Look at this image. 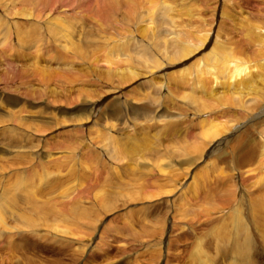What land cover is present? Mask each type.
<instances>
[{"label":"rangeland","instance_id":"374dc122","mask_svg":"<svg viewBox=\"0 0 264 264\" xmlns=\"http://www.w3.org/2000/svg\"><path fill=\"white\" fill-rule=\"evenodd\" d=\"M37 1L20 0L21 6L31 9L33 17L15 18L7 13L10 23L16 19L22 34L28 30L34 36H25L27 42L19 44L15 40L5 44L0 41V191L12 192L13 204L19 211L35 215L30 221L39 226L53 222L38 217L39 214L53 219L65 213L64 223L88 232L87 237H70L90 241L88 249L74 256L73 263L69 252L73 255L75 250L67 242L74 238L59 237L60 247H47L48 239L29 234L30 228L21 222H9L18 229L3 231L0 264H196V244L201 247L199 260L207 252L215 258L216 253L220 256L217 255L216 264H264V237L248 212L253 196L263 194L259 190H264V162L244 169L228 167L240 153L235 149L236 138L256 144L259 135L264 134V114L247 122L264 107V0H167L171 5L175 2V11H182L173 13L174 17L181 14V19H175L185 25L182 29L189 30L188 35L200 37L204 29L208 30L202 44L178 58L173 55V37L180 35L171 34L172 28L161 23L166 16L158 11L154 16L157 23H149L147 35L143 36L139 31L146 13L140 21L134 18L135 14L126 16L124 0ZM151 1L159 4L161 0ZM119 2L122 5H117ZM58 11L72 29L66 31L64 38L54 34L58 31L56 25L52 27L42 16L52 17ZM112 26L119 34H127V58L117 54V59H112L102 50L101 32H109ZM13 35L11 32L9 38ZM0 39L4 40L1 35ZM215 46L218 53L219 47L224 46L225 51L235 54L236 64L249 67L250 75L240 88L227 86L223 78L217 79L219 83L210 81V73L202 72L203 63ZM31 61L37 65L34 69ZM41 68L46 72L43 75L38 72ZM124 70L134 71L135 77ZM257 93L261 99L250 103V97H257ZM181 95H188L194 104ZM91 104L94 109L89 112ZM111 109H117L118 119L112 118ZM102 113L104 118L100 119ZM79 115L84 116L82 120L77 119ZM212 120L223 123L219 127L225 129L203 143L200 132ZM239 124L244 125L226 135V129ZM108 128L113 131L110 133L115 145L126 150L113 161L114 165L100 150L101 135ZM225 138L226 142L207 153L213 141ZM195 145L202 146L201 153L194 151ZM40 150L44 157L37 159L33 154ZM191 158H195L192 164ZM100 184L104 196L110 191L114 194V208L108 212L101 209V204L110 202L99 203L94 198L93 189ZM116 190L127 196L126 201L120 203L122 198H116ZM14 194L18 201L13 200ZM57 194H68L75 202L65 200L59 204ZM67 205H73L75 211L68 212ZM2 213L5 221L11 219L7 211ZM236 215H241L239 227L245 228L253 239L249 260L245 257L246 261L241 262L225 250L227 244L225 247L215 238L226 232L224 228L228 233L235 230L230 229ZM231 216L234 219L230 222ZM216 245L225 248L215 251Z\"/></svg>","mask_w":264,"mask_h":264},{"label":"bare ground","instance_id":"6f19581e","mask_svg":"<svg viewBox=\"0 0 264 264\" xmlns=\"http://www.w3.org/2000/svg\"><path fill=\"white\" fill-rule=\"evenodd\" d=\"M96 1V0H95ZM94 1V2H95ZM111 1V0H110ZM113 1V0H112ZM125 1V5H126V16H132L133 17V14H135V17L134 18H136V19H139V18H142L143 16H142V14L145 12L146 13V16L147 17H145V19H144V17L141 19L142 21H144V23L145 24H143L144 26L143 27H141L140 28V33L141 34H143V36H145V31H146V29H147V27H149L150 28V26H148L149 25V23H157L155 20H154V16L156 15V12L158 11L161 15H164V16H166V17H164L163 18V20H161V23H163V24H168L170 27L169 28H172L171 29V31H172V33L171 34H175V33H178L180 36H174L173 37V42H174V46H173V48H174V50H173V55H176L177 57H175V58H178V57H183V56H185V55H187L188 53H190L193 49H195L196 47H197V45H199V44H202L204 41H205V38H206V36L208 35V30L207 29H204L203 30V33L202 34H200V37L199 36H194V37H191V35H188V31L189 30H183L182 28H184V24L183 23H177V21H176V17L178 16V18L180 17V19H181V14L179 13V14H177L175 17H174V15H175V13H176V11L173 9V5L175 4V2H173V5H171L170 3H171V1L170 2H168L167 0L165 1V0H161L160 2H159V4H155L153 1H151V0H147L146 2L143 0V1H141V0H124ZM142 2V3H141ZM22 3H24V2H22ZM37 3L38 4H42V2L39 0V1H37ZM115 4V3H114ZM112 5H113V3H112ZM117 5H122V4H120V2L117 4ZM25 6H27V5H24V6H21V3H20V0H2V2H1V8H2V10L3 11H1V13H0V15L2 16V18H1V16H0V35L2 36V38L4 39V40H1L0 39V41H1V43H4V42H11L12 40H15V42L16 43H20V42H27V39L25 38V36H29V34H31L32 36H34L33 35V33L31 32V31H28V30H24V34H22V32L23 31H21L20 30V28L16 25V23H15V20H14V24L11 22H9V18H8V16H7V13L8 14H10V15H12V16H14L15 18L17 17V16H21V17H33V12L31 11V9L30 8H27V7H25ZM18 7V8H17ZM96 7V6H95ZM94 7V8H95ZM150 8V9H149ZM34 9V8H33ZM114 9L115 10H117L115 7H114ZM122 9H125V8H123V6H122ZM148 9H149V11H148ZM41 10H43V13L45 12V8L42 6L41 7ZM7 11V12H6ZM173 11L175 12V13H173ZM178 11H179V9H178ZM177 11V12H178ZM181 11V10H180ZM179 11V12H180ZM41 12V11H40ZM119 12H120V10H119ZM182 12V11H181ZM188 12V11H187ZM187 12H185V15H189L190 16V14L189 13H187ZM144 13V14H145ZM42 16H44V17H46L45 19H48V23L50 22L51 23V26L53 27V26H55L56 25V27H57V29H58V31L57 32H55L54 34H58V36L60 37V38H64V37H66L67 36V32L66 31H72V29H70L67 25H68V23L66 24V23H64V15H62V14H60L59 13V11L56 13V14H54L52 17L51 16H49V15H47V14H43ZM145 16V15H144ZM125 17V16H124ZM132 17H130V18H132ZM4 18H6V19H4ZM7 20V21H6ZM82 20V19H81ZM116 20V19H115ZM132 20V19H131ZM99 21V20H98ZM139 21H140V19H139ZM82 22V21H81ZM159 22H160V20H159ZM158 22V23H159ZM85 23V22H84ZM160 23V24H161ZM163 24H161L162 26H164ZM82 25V24H81ZM84 25V24H83ZM82 25V26H83ZM70 26H71V24H70ZM73 26V25H72ZM138 26V25H137ZM113 27V26H112ZM112 27H111V30H109V32H107V33H103V32H101V36L103 37V46H102V48H104V49H102L101 47H100V49H102L103 51H105V52H103V53H105V56H107V57H111L112 59L115 57L116 58V56H117V54L119 55H121V56H119L120 58H127L128 57V52H130L129 50V47H128V45H127V41H129V39H125V35H127V34H119L117 31H116V27L114 26L113 27V30H112ZM154 27V26H153ZM153 27H152V29H153ZM41 28H43V27H41ZM81 28V27H80ZM156 28V27H155ZM51 29V28H50ZM70 29V30H69ZM137 29H139L138 27H137ZM157 29V28H156ZM162 29V28H161ZM36 30V29H35ZM43 30V29H42ZM55 30V29H54ZM150 30V29H149ZM159 30V29H158ZM170 30V29H169ZM53 31V29L51 30V32ZM70 31V32H71ZM80 31V30H79ZM124 31L126 32V33H128L127 32V30H125V28H124ZM151 31V30H150ZM200 31V30H199ZM13 33L14 35H13V38H9V35H10V33ZM45 32V31H44ZM74 32V31H73ZM72 32V33H73ZM78 33V32H77ZM82 33H84V32H82ZM184 33H186V36L184 35ZM86 34H88L87 32H86ZM85 34V36H87ZM100 34V33H99ZM78 35V34H77ZM83 35V34H82ZM130 35V34H129ZM147 35V34H146ZM84 36V37H85ZM52 37H54V36H52ZM57 37V36H56ZM55 37V38H56ZM58 37V38H59ZM91 38H92V36H90ZM90 37H88V38H90ZM96 37V36H95ZM48 38V37H47ZM82 38V37H81ZM87 37H86V39H88ZM127 38V37H126ZM32 39H34L33 37H32ZM49 39V38H48ZM66 39V38H65ZM68 39V38H67ZM75 39V38H74ZM85 39V38H84ZM55 40V39H54ZM88 40H90V39H88ZM29 41V40H28ZM57 41V40H56ZM67 42H68V40H66ZM70 41H72V40H70ZM69 41V42H70ZM76 41H78L77 39H76ZM94 41V40H93ZM6 42V43H7ZM75 42V41H74ZM207 42H209V41H207ZM57 43H59V42H57ZM77 43V42H76ZM89 43V42H88ZM211 43V42H210ZM5 44V43H4ZM63 44V43H62ZM61 44V45H62ZM90 44V43H89ZM101 44V43H100ZM99 44V45H100ZM108 44H110L109 46H107ZM213 44V43H212ZM14 45H15V43H14ZM22 45V44H21ZM59 45V44H58ZM64 45V44H63ZM62 45V46H63ZM73 45V44H72ZM173 45V44H172ZM217 45V44H216ZM3 46V45H2ZM1 46V47H2ZM7 46H8V44H7ZM61 46V47H62ZM71 46V45H70ZM76 46V45H75ZM98 46V45H97ZM97 46L95 47V48H97ZM5 47H6V45H5ZM21 47V46H20ZM67 47V46H66ZM66 47H64L63 46V48H65L66 49ZM99 47V46H98ZM81 48V47H80ZM167 48V47H166ZM1 49V48H0ZM83 49V48H82ZM169 49V48H168ZM171 49H172V47H171ZM25 50V49H24ZM62 49H60V51H61ZM79 50V49H78ZM93 50H95V49H93ZM93 50H92V52H93ZM166 50V49H165ZM211 51H210V53H209V55H208V57L206 58V60H205V62L203 63V69H202V72H208V73H210V81H214V82H216V83H219L218 81H217V79L218 78H223L224 80H225V82L224 83H226L227 84V86H231L232 88H233V85H236L235 86V88H234V90L235 89H237V88H240V86H241V84H243L244 82H243V80H245L246 78H248V76L250 75V69H249V67H246V66H244V65H238V64H236L235 62H236V60H235V54H232V52H230L229 50H224V46H220L219 47V53H218V51L216 50V46L215 47H212V49H210ZM66 51V50H65ZM102 52V51H101ZM141 53V52H140ZM62 54H64V52H63V50H62ZM88 54V53H87ZM102 54V53H101ZM136 54V53H135ZM168 54V53H167ZM133 55V54H132ZM94 56V55H93ZM99 56H101L102 57V55H99ZM98 55H97V57H99ZM148 56V55H147ZM140 57V56H139ZM144 56H141V58H143ZM155 57V56H154ZM90 59V58H89ZM92 59L94 60V58L92 57ZM96 59V58H95ZM99 59V58H98ZM97 59V60H98ZM103 59H104V57H103ZM110 59V58H109ZM117 59V58H116ZM147 59H148V57H147ZM102 60V58H100V61ZM141 60V59H140ZM91 61V60H90ZM103 61V60H102ZM133 61V60H132ZM141 61H143V60H141ZM148 61V60H147ZM150 61V60H149ZM243 61H247V60H243ZM99 62V61H98ZM103 62H105V60L103 61ZM111 62V61H110ZM113 62V61H112ZM111 62V63H112ZM121 62H122V59H121ZM124 62V61H123ZM127 62V61H126ZM144 62V61H143ZM152 62V61H151ZM30 63V62H29ZM29 63H27V65H29ZM31 63L33 64L32 66H33V69H34V67H36L37 65H36V63L35 62H32L31 61ZM101 63V62H100ZM107 63H108V61H107ZM152 63H154V65L156 66V64H158L157 63V61H156V59H154V62H152ZM71 64H72V62H71ZM74 64V63H73ZM110 64V63H109ZM113 64V63H112ZM139 64V63H138ZM141 64H143V63H141ZM147 64H148V62H147ZM40 65V64H39ZM117 65V64H116ZM149 65H151V64H149ZM148 65V66H149ZM70 66V65H69ZM114 66H115V64H114ZM112 67V66H111ZM110 67V68H111ZM127 68H128V66H126ZM132 67V66H131ZM95 68V67H94ZM108 68V67H107ZM70 69V68H69ZM106 69V68H105ZM104 69V70H105ZM109 69V68H108ZM107 69V70H108ZM131 70H132V68H130ZM257 69V68H256ZM72 70V69H71ZM112 70V69H111ZM106 71V70H105ZM104 71V72H105ZM120 71H122V70H120ZM38 72H41L42 73V75L43 74H45L46 72L41 68V69H38ZM37 72V73H38ZM48 72H50V71H47V73ZM111 72V71H110ZM116 72V71H115ZM114 72V73H115ZM118 72H119V70H118ZM123 72V71H122ZM122 72H121V74H122ZM134 72V71H133ZM133 72L132 71H129L128 70V72L126 71L125 72V70H124V73H128L129 75H133ZM189 72V71H188ZM197 72V71H196ZM201 72V70L198 72V73H196V77L197 78H199V75L201 74L200 73ZM71 73V72H70ZM117 73V72H116ZM115 73V74H116ZM61 74V73H60ZM73 74V73H72ZM103 74H105V73H103ZM108 75H110L109 74V72L107 73ZM62 75H63V73H62ZM107 75V76H108ZM117 75H119V74H117ZM125 75V74H124ZM102 76V75H101ZM106 76V77H107ZM134 77H135V74L133 75ZM73 77V76H72ZM105 77V78H106ZM109 77V76H108ZM122 77V76H121ZM134 77H132L131 76V78H134ZM125 78V77H124ZM73 80V79H72ZM71 81V80H70ZM67 82V81H66ZM72 82V81H71ZM72 84V83H71ZM198 85H200V82H198ZM252 85V84H251ZM250 87V85H248V84H246V86H245V88L247 87L248 89H249V87ZM241 89H243V87H241ZM247 89V90H248ZM238 93H240V91H238ZM254 94H256V93H254ZM253 94V95H254ZM258 94V96L257 97H255V96H251L250 97V100H249V102L250 103H255V102H257V100H260L261 99V97L262 96H260V93H257ZM182 97H183V95H181ZM180 96V97H181ZM189 98V100L191 101V104L193 103L194 104V102H193V100L188 96V95H185L184 97H183V99H186V98ZM187 98V99H188ZM182 100V99H181ZM264 101V100H263ZM140 102H142V101H140ZM84 103H87V102H84ZM90 103V102H89ZM114 103V102H113ZM144 102H142V104H143ZM182 103V102H181ZM145 105V104H144ZM143 105V106H144ZM111 106H113V105H111ZM142 106V105H141ZM127 107V106H126ZM132 107V106H131ZM144 107H147V106H144ZM142 108V107H141ZM94 108H92V104H91V106L89 107V112H91V110H93ZM144 109H147V108H144ZM76 110V108H74V111ZM125 110V109H124ZM132 110V109H131ZM148 110V109H147ZM156 110V109H155ZM162 110V109H161ZM150 111V110H149ZM159 111V110H158ZM111 116H112V118H114V119H118L119 117V115H117V109H111ZM129 112H130V110H129ZM129 112H127V114L129 113ZM147 111H145V113H146ZM120 113H122V112H120ZM126 113V112H125ZM15 114V113H14ZM19 114V113H18ZM83 114V113H82ZM163 114V113H162ZM165 114V113H164ZM163 114V115H164ZM264 114V107H262V108H260L256 113H254L253 115H251V117L248 119V121L247 122H250V123H252V122H254L255 121V119L257 118V117H259V116H262ZM105 115V114H104ZM129 115V114H128ZM132 116H133V114H131ZM138 115V114H137ZM136 115V116H137ZM158 115V114H157ZM108 116H109V114H108ZM127 116V115H126ZM144 116V115H143ZM165 116H167V114H165ZM21 117V116H20ZM82 117H84V116H82V115H79V117L77 118V119H80V120H82ZM86 117V116H85ZM88 117L90 118V114L88 115ZM219 117H222V116H219ZM103 119L104 118V116H103V113L101 114V116H100V119ZM109 118V117H108ZM122 118V120H123V117H121ZM264 118V117H263ZM76 119V120H77ZM86 119H87V117H86ZM139 118H137V120H138ZM141 119V118H140ZM84 120V119H83ZM108 120H110V119H108ZM121 120V119H120ZM130 120V119H129ZM142 120V119H141ZM43 121H46V119H43ZM113 120H111V122H112ZM107 123V122H106ZM105 123V124H106ZM114 123V122H113ZM108 124H109V121H108ZM210 126L209 127H207V128H205L203 131H201L200 133H201V137H202V142L203 143H208V142H210L212 139H214V138H216L220 133H221V129H225L224 127L223 128H221V127H219V126H221V125H223L224 126V124L222 123H218V122H216L215 123V121H210ZM254 124V123H253ZM264 124V123H263ZM110 125L111 126H113L111 123H110ZM244 124H239V125H235L232 129H226V135H231L232 133H234L235 132V130H237L238 129V127H240L241 128V126H243ZM110 126V127H111ZM263 127V129H264V126H262ZM107 128V127H106ZM35 129V128H34ZM111 129V128H110ZM109 128L108 129H106V131H105V133L103 134V135H101V138H100V143H101V147H100V150L102 151V153H103V155L113 164V161H115L116 160V158L118 157V156H120V154H121V152L123 153V151H126L125 149L123 150V149H121L120 147H117L116 145H115V142H114V138H113V136L111 135V131L112 130H110ZM115 131V130H114ZM113 132V131H112ZM116 132V131H115ZM112 136V137H111ZM96 139H97V141L99 140V136H96ZM150 139V138H149ZM207 139V140H206ZM226 139L227 138H225V139H222V140H216V142H212L211 143V146H209V149L207 150V153H212L213 151H214V149H216L217 147H219V146H221V144H223L224 142H226ZM246 138H242V137H238V138H236V145H235V149H236V151H239L240 153L236 156V161H230L229 163V165H228V167L230 168V170H232V169H235V168H241V169H244V168H246L247 166H251V165H256V166H258V165H260L261 163H263L264 162V134L263 135H259V142L258 143H252V144H249V142L247 141V140H245ZM126 140V139H125ZM125 140H124V142H125ZM145 140H146V138H145ZM155 140V139H154ZM210 140V141H209ZM127 141V140H126ZM148 141V140H147ZM92 142V141H91ZM145 142V141H144ZM151 142V141H150ZM133 143V142H132ZM137 143V142H136ZM141 143V142H140ZM126 144V143H125ZM129 145H130V143H128ZM134 145V144H133ZM144 145H146V144H144ZM144 145H143V147H144ZM148 145V144H147ZM146 145V146H147ZM202 145V144H201ZM201 145H195L194 147H193V149H194V151H196V152H199V153H201V151H202V149H201ZM210 145V144H209ZM121 146V145H120ZM207 146V145H206ZM122 148H123V146H121ZM127 147H129V146H127ZM131 147V149L134 147V146H130ZM129 147V148H130ZM136 147H137V144H136ZM140 148V147H139ZM145 149V148H144ZM135 150V149H134ZM43 151V150H42ZM41 150L40 151H36V152H34V154H33V156L35 157V158H41V152H42ZM170 153V152H169ZM128 154H129V152H128ZM131 154V153H130ZM135 154V153H134ZM171 154V153H170ZM127 155V154H126ZM200 155V154H199ZM199 155H196V159H198L199 158ZM42 157H44V156H42ZM137 157H139V156H137ZM138 159V158H137ZM188 159V158H187ZM119 160V159H118ZM134 160H135V158H134ZM141 159H139L138 161H140ZM193 160H195V158H191V160H189V162H190V164H192L194 161ZM25 161V160H24ZM136 162V163H139V162ZM116 162V161H115ZM183 162H184V160H183ZM185 163V162H184ZM144 164V163H143ZM186 164H187V162H186ZM189 164V165H190ZM114 165V164H113ZM115 165H116V163H115ZM147 165H149V164H147ZM146 165V166H147ZM150 166V165H149ZM168 166H170V165H168ZM50 167V166H49ZM125 167V166H124ZM144 168H145V165H144ZM147 169V168H146ZM44 171V170H43ZM88 172V171H87ZM245 172H247V171H245ZM170 174V173H169ZM40 175V174H39ZM175 175V174H174ZM174 175H172V176H174ZM172 176H170L171 177V180L172 179H174V178H172ZM228 178H230V176L228 177ZM107 180V179H106ZM105 180V181H106ZM175 180V179H174ZM228 181V180H227ZM104 182V181H103ZM170 183H172V182H170ZM175 183V182H174ZM84 185V184H83ZM172 185L174 186L175 184H173L172 183ZM97 187H99V188H97V189H93V190H96V192L94 193V198L95 199H99L100 201H98L99 203H102V202H110V204H107V203H104V204H99V206H101V209H103V210H105V211H110V210H112V208H114V194H113V191H110V192H108L107 194H105V196H104V194L102 193V190H104V189H102V186H101V184L99 185V186H97ZM13 189H16L15 187H13ZM259 191H262V193L263 194H255L254 196H253V200H252V202H251V204H249L250 206H249V208H248V212H250L252 215H251V218H252V221H253V224L257 227V229H258V231L260 232V234L264 237V190H259ZM0 193L2 194V195H4V196H2V195H0V201L3 199L4 201H2V202H0V204H1V206L0 207H3V210H2V212L4 211V212H6L7 211V213H8V215H9V217L11 218V219H6V220H8V221H5V219H4V214L2 213V212H0V238H1V235H2V233H3V231H8V230H10L11 228H13L14 230H17L18 228H17V226H15V225H10L9 224V222H19V224H20V222H21V225L22 226H24V227H26V229L27 228H30V230H29V234H31V235H33V236H35V237H37V238H40V237H42V238H46V239H48L49 240V244H47L46 246L47 247H49V246H51V244H54L53 245V247H60L61 245L60 244H57L58 243V240H59V237L61 238V239H63V237H67L66 235H68L69 237L70 236H75V237H87V234H88V232H84V231H82L81 229H74V228H71V226H72V224H70L71 226L69 227V225H67L66 223H64L65 222V220H64V214L65 213H60L58 216L59 217H57V216H54L53 217V219H48V217H50V216H48L47 214L45 215V214H39L38 215V217H41V218H43L44 220H51V221H53V222H51V223H41V226H39V224L37 223V222H34V221H30L31 219H34L35 218V215H27L25 212H21V211H19V207H17L16 205H14L13 204V201L11 200V193H7V192H2V191H0ZM62 193V192H61ZM116 193L118 194L117 196H116V198H118V197H121L122 198V200L120 201V203H122L123 201H126V200H124L125 199V197H127L125 194H122V192H119V191H117L116 190ZM64 194V193H63ZM59 195V194H57L55 197H57L58 199H57V202L60 204V203H62V202H64L65 200H73V202H75V199H73V198H71V196H68V194H66L65 196H68L67 197V199L65 198H63V196L64 195ZM34 195V194H33ZM39 196V195H38ZM64 196V197H65ZM124 196V197H123ZM18 197V196H17ZM74 197V196H73ZM115 198V199H116ZM131 198V197H130ZM252 198V197H251ZM134 199V198H133ZM14 201H18L17 200V198L15 197V194H14V199H13ZM250 200V199H249ZM5 203H7V205L6 206H4V204ZM67 203H69V202H67ZM125 203V202H124ZM250 203V202H249ZM54 205H56L55 203H53ZM30 205V204H29ZM123 205V204H122ZM62 206H63V204H62ZM35 207V206H34ZM67 207H68V209H69V211L68 212H71V211H75V207L73 206V205H70V207L67 205ZM237 208V207H236ZM59 209H61V208H59ZM63 210V209H62ZM228 211V210H227ZM7 213H6V215H7ZM23 213H25V214H23ZM28 213V212H27ZM28 214H31L30 212L28 213ZM82 214H83V211H82ZM84 215V214H83ZM220 215V214H219ZM230 216V215H229ZM237 216V215H236ZM7 216H5V218H6ZM13 217L15 218V217H17L16 219H13ZM13 219V220H12ZM232 219H234L232 216L230 217V222L232 221ZM56 220H59L60 222H58V221H56ZM93 220H95V219H93L92 218V220H90L91 222H93ZM241 222H242V219H241V215H238L237 216V218H236V221L234 222V223H232V225H231V223H230V225H231V229L230 230H232L233 228H235V230L234 231H231V233H228V231H227V229H225L224 228V230H226V232H223V233H221V234H219L218 236H215V238H216V240H219L220 241V243L219 244H221V243H223L222 245H224L225 246V244H227L228 246L226 247V251L227 252H229L230 253V255H233L234 256V258L235 259H237V260H239L240 262L241 261H243V259L246 261V258L245 257H247L248 258V260H249V255L248 254H250V248L251 247H253L251 244H252V238L250 237V235L248 234V232H247V230L245 229V228H240L239 226L241 225ZM16 223V224H17ZM24 223H25V225H24ZM70 223H71V221H70ZM78 224V223H77ZM80 224V223H79ZM90 224V223H89ZM18 225V224H17ZM81 225V224H80ZM83 226V225H82ZM93 227V226H92ZM212 227V226H211ZM87 228V227H86ZM26 231V230H25ZM5 233V232H4ZM28 233V232H27ZM90 235V234H89ZM32 236V237H33ZM7 237H9V236H7ZM12 236H10L9 237V239L11 238ZM75 237H70V238H74V239H72V240H68V242L67 243H70V244H72V251L73 250H75V252H73V255L69 252V254H70V256H71V261H72V259H74L75 260V258H74V256L77 254V253H82V251H83V249H86L87 248V246H88V244H89V241L90 240H87L88 242H85V241H83V239L81 240H78V238L76 239ZM68 238V237H67ZM76 239V240H75ZM100 239V238H99ZM65 241V240H64ZM73 241H74V243H73ZM100 241V240H99ZM43 242V241H42ZM101 242V241H100ZM61 243H63V242H61ZM103 244V243H102ZM218 244V243H217ZM49 245V246H48ZM75 245V246H74ZM45 246V247H46ZM90 246V245H89ZM223 246V247H224ZM32 247V246H31ZM46 247V248H47ZM222 247V246H221ZM220 247V245H216V250L215 251H217V249H219V248H221ZM224 247V248H225ZM223 248V249H224ZM88 249V248H87ZM222 249V248H221ZM222 249V250H223ZM221 251V250H220ZM252 251V250H251ZM84 252V251H83ZM200 253H201V247H200V245L199 244H196L195 246H194V255H195V261H196V264H216V262H215V259L217 258V253H216V258H215V255L213 256V255H210V254H207V252H206V254H205V256H204V258H203V260H199V255H200ZM222 253H223V251H222ZM6 254H10V253H8V252H6ZM11 254H12V256H13V253H12V251H11ZM225 254V253H224ZM227 255V254H226ZM11 256V257H12ZM210 256V257H209ZM219 256V255H218ZM9 257H10V255H9ZM220 257V256H219ZM19 258V257H18ZM241 258V259H240ZM31 259H29V261H30ZM73 260V261H74ZM72 261V262H73ZM76 261V260H75ZM34 262V261H33ZM54 262V261H53ZM59 262V261H58ZM80 262V261H79ZM1 263V262H0ZM51 263V262H50ZM74 263V262H73ZM82 263V262H81ZM250 263V262H249ZM27 264V263H26ZM49 264V263H48ZM55 264H70V262L69 263H64V262H59V263H55ZM78 264V263H77ZM86 264V263H85ZM229 264V263H228ZM251 264V263H250Z\"/></svg>","mask_w":264,"mask_h":264}]
</instances>
